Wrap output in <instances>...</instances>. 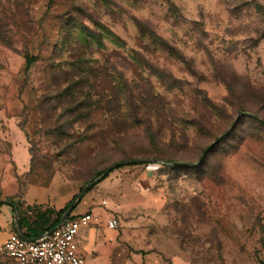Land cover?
Wrapping results in <instances>:
<instances>
[{
    "label": "rangeland",
    "instance_id": "rangeland-1",
    "mask_svg": "<svg viewBox=\"0 0 264 264\" xmlns=\"http://www.w3.org/2000/svg\"><path fill=\"white\" fill-rule=\"evenodd\" d=\"M108 169L129 253L264 264V0H0V198Z\"/></svg>",
    "mask_w": 264,
    "mask_h": 264
},
{
    "label": "crops",
    "instance_id": "crops-1",
    "mask_svg": "<svg viewBox=\"0 0 264 264\" xmlns=\"http://www.w3.org/2000/svg\"><path fill=\"white\" fill-rule=\"evenodd\" d=\"M26 161L24 157L21 158V166H24ZM22 188L20 197H14L13 201L19 202L21 210L31 217L33 213L30 210L34 208L41 211L45 209L58 211L64 208L73 197V195L69 197L66 186L52 184L44 187L26 181ZM96 197V193H84L79 198L80 202L78 200L71 210L72 213L70 212L75 216L92 213L98 218L97 222L79 229L75 238L79 254L90 264H130V260H132V264H180L178 255H157L151 252L142 253L139 250L129 253V248L124 242H118L116 231L106 225L108 219L116 217L110 210L101 206L102 203H97ZM10 202L0 198V245L13 232L15 233L14 216L18 213L10 206ZM20 231L24 234V229H20ZM121 240L125 241L126 239L122 237ZM125 242L130 244L128 241ZM131 244L134 245V242ZM4 260L1 259L0 263Z\"/></svg>",
    "mask_w": 264,
    "mask_h": 264
},
{
    "label": "built area",
    "instance_id": "built-area-1",
    "mask_svg": "<svg viewBox=\"0 0 264 264\" xmlns=\"http://www.w3.org/2000/svg\"><path fill=\"white\" fill-rule=\"evenodd\" d=\"M102 204H105L103 201ZM98 218L92 213L67 218L50 235L47 232L37 240L26 241L16 233H12L0 245V260L9 259L15 264H90L79 254L76 235L79 229L87 227ZM109 228L116 229L118 220L110 218L106 221Z\"/></svg>",
    "mask_w": 264,
    "mask_h": 264
},
{
    "label": "trees",
    "instance_id": "trees-1",
    "mask_svg": "<svg viewBox=\"0 0 264 264\" xmlns=\"http://www.w3.org/2000/svg\"><path fill=\"white\" fill-rule=\"evenodd\" d=\"M35 61V58L26 56V68ZM88 190L86 194L89 192ZM76 197L74 195L69 203L62 209L55 211L53 209H45L41 211L38 208H34L32 211L33 215L27 216L25 212L21 210L19 203L10 202V206L17 210L20 218V229H24V235L30 240L39 239L44 233L53 230L60 221V218L64 211L67 209L71 201ZM80 202V200H79ZM78 202V203H79ZM72 213V212H71ZM69 214V218L75 215ZM14 233V232H13Z\"/></svg>",
    "mask_w": 264,
    "mask_h": 264
},
{
    "label": "water",
    "instance_id": "water-1",
    "mask_svg": "<svg viewBox=\"0 0 264 264\" xmlns=\"http://www.w3.org/2000/svg\"><path fill=\"white\" fill-rule=\"evenodd\" d=\"M110 170H106L99 178H97L93 183L87 185L86 187H84L81 192L75 197V199L70 203V205L68 206V208L65 210V212L62 214L61 218H60V221L59 223L57 224V226L54 228V229H57L59 228L66 220L67 218L69 217V214L71 212V210L73 209V207L75 206V204L77 203V201L79 200V198L85 193L87 192L88 190H90L94 184H96L99 180H101L102 178H104L106 176V174L109 172ZM15 218V233L22 239L26 240V241H33V240H30L28 238H26V236H24V234H22V232L20 231V220H19V217L17 214H15L14 216ZM52 232L49 231L47 232L46 235H50Z\"/></svg>",
    "mask_w": 264,
    "mask_h": 264
}]
</instances>
